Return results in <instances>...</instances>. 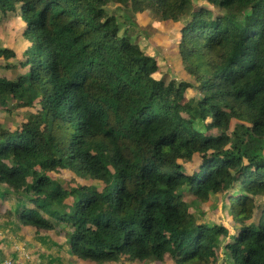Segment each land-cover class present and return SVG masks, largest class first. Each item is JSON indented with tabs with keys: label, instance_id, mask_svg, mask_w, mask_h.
<instances>
[{
	"label": "trees",
	"instance_id": "obj_1",
	"mask_svg": "<svg viewBox=\"0 0 264 264\" xmlns=\"http://www.w3.org/2000/svg\"><path fill=\"white\" fill-rule=\"evenodd\" d=\"M144 12L176 26L180 79L153 76ZM0 13L26 41L0 106L31 109L0 124L9 227L66 230L94 264H264V0H0ZM59 170L92 184L63 186ZM212 196L228 226L192 213Z\"/></svg>",
	"mask_w": 264,
	"mask_h": 264
},
{
	"label": "rangeland",
	"instance_id": "obj_2",
	"mask_svg": "<svg viewBox=\"0 0 264 264\" xmlns=\"http://www.w3.org/2000/svg\"><path fill=\"white\" fill-rule=\"evenodd\" d=\"M113 5L108 6V10H114ZM189 13V12H188ZM136 22L141 26L147 34V37L139 43L140 49L157 58L160 68L154 73V77H160L165 74L170 78L180 79L183 72L180 69V63L176 47V26L170 23H161L157 18L148 12L136 17ZM24 30V23L19 20L15 14L2 15L0 13V49H11L15 52L13 58L7 61L0 59V77L9 80L19 75V70L8 69L7 65H18L22 60V51L25 48L26 41L21 36ZM187 99L195 97L194 92L188 90ZM34 108L39 109L36 105ZM9 109V110H6ZM5 108L0 106V124L9 131L16 130L17 127L26 119L31 109L17 108L16 102H10ZM50 177L59 180L63 186L69 185H91L92 182L81 181L74 178L67 170H59L50 173ZM77 182V183H76ZM186 193V190H182ZM2 194V195H1ZM5 191L0 188V262L4 257L23 259V264H94L84 262L73 257L67 249L64 234L66 230L57 228L53 232H38L34 234L32 228L19 226L9 227L7 220L2 215L7 209H14V197H4ZM188 196V194H187ZM190 199V197H187ZM222 197L212 196L211 202L208 204H200L198 207H191L192 213L201 221H212L216 224L228 226L227 220L231 216L223 212ZM64 245V246H63ZM15 248V250H14ZM16 253H13V251ZM58 254V255H57ZM6 255V256H5ZM105 264V263H104ZM114 264H122L121 261ZM138 264V263H136ZM142 264H157L155 262H145ZM161 264H169L167 262ZM214 264H232L227 254H218V259Z\"/></svg>",
	"mask_w": 264,
	"mask_h": 264
},
{
	"label": "built area",
	"instance_id": "obj_3",
	"mask_svg": "<svg viewBox=\"0 0 264 264\" xmlns=\"http://www.w3.org/2000/svg\"><path fill=\"white\" fill-rule=\"evenodd\" d=\"M14 250H15V248H14ZM23 263L24 262H23L22 258L16 259V260L11 259V258H5V259H3V261L0 264H23Z\"/></svg>",
	"mask_w": 264,
	"mask_h": 264
},
{
	"label": "crops",
	"instance_id": "obj_4",
	"mask_svg": "<svg viewBox=\"0 0 264 264\" xmlns=\"http://www.w3.org/2000/svg\"><path fill=\"white\" fill-rule=\"evenodd\" d=\"M26 228V227H25ZM34 234H35V231H34ZM13 251V250H12Z\"/></svg>",
	"mask_w": 264,
	"mask_h": 264
}]
</instances>
